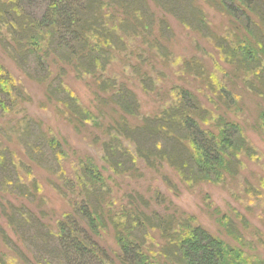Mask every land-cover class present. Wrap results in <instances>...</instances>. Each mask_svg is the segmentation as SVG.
Instances as JSON below:
<instances>
[{
	"label": "rangeland",
	"instance_id": "rangeland-1",
	"mask_svg": "<svg viewBox=\"0 0 264 264\" xmlns=\"http://www.w3.org/2000/svg\"><path fill=\"white\" fill-rule=\"evenodd\" d=\"M144 2L153 19L151 36L143 38L146 42L129 39L127 51L114 53L110 59L107 74L133 91L142 116L157 114L178 88L188 91L213 118L203 124L205 128L216 130L217 117L235 122L254 153L241 155L238 173L226 176L223 182L193 185L183 182L169 165L163 163L148 168L140 161L135 162L133 170L114 175L106 168L99 148L104 139L103 128L119 119L120 114L108 94L99 95L91 77L78 76L70 66L62 71L60 65L48 62V74L51 67L50 76L61 75L80 105L95 117L96 124L78 122L75 127L60 106L46 95V86L40 81L45 73L37 67L33 57L17 56L11 49V37L0 31V64L20 88L10 96H18L17 106L7 113L0 109V145L9 162L0 166V256L7 258L8 264H65L49 256L56 244L49 237L47 242L51 247L44 249L47 242L42 235L53 234L56 221L71 211L70 197L62 196L57 190L62 180L56 170L61 166L66 176L73 177L78 162L86 158L101 169L108 184L110 212H116L128 201L132 205L139 202L138 208L146 213L151 210L163 215L175 212L190 218L193 224L225 243L242 247L248 255L264 260V125L261 122L264 89L252 74L242 73L237 65L225 61L210 39L209 32L227 38L230 43L238 39L230 31L232 23L220 2H175L202 10L207 29H200L197 22L189 21V25L182 22L180 12L168 6L170 0ZM260 2L264 5V0ZM26 8L27 12L30 10L38 16L43 13L44 3L39 0L33 8ZM251 30L259 31L258 28ZM133 65H136L135 70L131 68ZM145 75L151 90H145L139 80ZM220 89H225L222 96L218 95ZM57 95L65 97L63 92ZM126 118L132 125L137 123L136 119ZM18 124L22 128L19 131L15 127ZM51 136L60 142L65 152L60 166L47 146L46 140ZM15 162L18 168L14 167ZM31 177L36 180L37 188ZM2 184H6L8 190H4ZM138 195L146 200V205ZM19 211L24 227L16 223ZM99 241L112 254L118 250L110 226L100 232ZM149 243L152 246L161 243L157 232H151Z\"/></svg>",
	"mask_w": 264,
	"mask_h": 264
},
{
	"label": "trees",
	"instance_id": "trees-1",
	"mask_svg": "<svg viewBox=\"0 0 264 264\" xmlns=\"http://www.w3.org/2000/svg\"><path fill=\"white\" fill-rule=\"evenodd\" d=\"M38 1L0 0V31L11 37V49L17 56L33 57L37 67L45 73L40 81L46 86V95L60 106L75 127L78 122L80 125L96 124L95 117L80 105L61 75L50 76L51 67L48 74L46 64L60 65L62 71L65 66H70L78 76L91 77L99 95L108 94L120 114L119 119L103 128L104 139L99 148L106 168L114 175L133 170L135 162L140 161L148 168L163 163L169 165L183 182L193 185L223 182L226 176L238 173L241 155L254 153L235 122L217 117L216 130L205 128L203 124L213 118L188 91L178 88L175 96L161 105L157 114L142 116L133 91L118 78L107 74L110 59L114 53L127 51L129 39L143 41L151 36L153 19L144 0H42L44 10L41 15L26 11V7L31 9ZM215 1L220 2L232 23L233 30L230 31L238 39L230 43L227 38L209 32L210 39L225 61L237 65L242 73L252 74L264 89V5L260 0L255 3V0ZM175 2L170 0L168 6L180 12L182 22L186 25L189 21L197 22L200 29H207L202 10ZM135 66L131 68L135 70ZM146 76L139 80L144 83L145 90H151ZM19 89L11 74L0 64L2 113L17 106L18 96H10L12 91ZM224 90L220 89L218 95L222 96ZM62 92L64 98L57 95ZM126 117L136 119L137 123L130 124ZM261 122L264 125V111ZM15 127L18 131L22 129L19 124ZM27 129L24 131L29 134ZM134 134L140 138H135ZM1 141L0 136V144ZM46 141L60 166L65 154L60 142L54 136ZM1 148L0 145V166H5L9 162ZM13 165L18 168L16 162ZM56 174L62 180L57 190L62 196L70 197L71 211L56 221L53 234L42 235L46 242L50 237L56 244L49 252L51 258H59L65 264H264L263 259L248 255L242 247L225 243L193 224L190 218L175 212L163 215L151 210L146 213L138 208L139 202L132 205L129 201L116 212H110L108 184L101 169L90 158L78 162L73 177L66 176L61 166ZM32 181L37 188L36 180L32 178ZM2 187L8 190L6 184ZM138 196L146 205V200ZM20 215L16 223L24 227ZM109 226L118 247L113 254L99 241L100 232ZM151 232L158 233L159 245L149 243ZM50 247L47 242L44 249ZM6 259L0 256V264H8Z\"/></svg>",
	"mask_w": 264,
	"mask_h": 264
}]
</instances>
